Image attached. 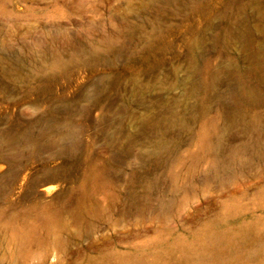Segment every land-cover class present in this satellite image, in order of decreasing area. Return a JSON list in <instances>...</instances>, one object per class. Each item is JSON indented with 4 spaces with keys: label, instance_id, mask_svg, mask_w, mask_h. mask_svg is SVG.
Instances as JSON below:
<instances>
[{
    "label": "rangeland",
    "instance_id": "374dc122",
    "mask_svg": "<svg viewBox=\"0 0 264 264\" xmlns=\"http://www.w3.org/2000/svg\"><path fill=\"white\" fill-rule=\"evenodd\" d=\"M52 46L0 72V264H264V0H0Z\"/></svg>",
    "mask_w": 264,
    "mask_h": 264
},
{
    "label": "bare ground",
    "instance_id": "6f19581e",
    "mask_svg": "<svg viewBox=\"0 0 264 264\" xmlns=\"http://www.w3.org/2000/svg\"><path fill=\"white\" fill-rule=\"evenodd\" d=\"M161 1L163 0H149L152 6L158 4ZM146 24L155 28L158 25V21L154 19L151 15L144 14L140 26L144 27L146 26ZM94 48H99V47L94 46ZM75 51L76 53L81 54V56H87L90 53L89 50L87 49L86 50L77 49ZM8 57L9 56H6V54L0 50V72L9 81L33 80L37 77L47 74L48 72H55L61 70L66 66V59L57 46H52L48 49H45L44 51L42 50V52H38L37 54L28 53L25 54L24 56H21V58L17 56L15 58L10 59ZM194 59L195 60L197 59L196 51H194ZM258 70L263 71V75H264V66H259ZM262 80L264 81V76ZM260 132H262L261 134L264 137V127ZM13 137H9V139L6 138L8 141H4V140L3 141L6 142V144L13 143L14 142L13 139H16ZM263 137L260 138L259 148L263 147L262 146L264 142ZM222 164H224L223 161L220 158L216 157L215 169L221 167Z\"/></svg>",
    "mask_w": 264,
    "mask_h": 264
}]
</instances>
